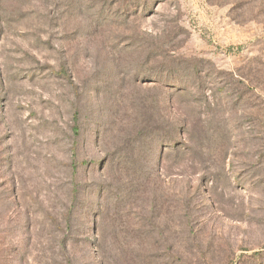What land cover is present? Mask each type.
Wrapping results in <instances>:
<instances>
[{"label":"rangeland","instance_id":"obj_1","mask_svg":"<svg viewBox=\"0 0 264 264\" xmlns=\"http://www.w3.org/2000/svg\"><path fill=\"white\" fill-rule=\"evenodd\" d=\"M117 1L0 0V264H264V0Z\"/></svg>","mask_w":264,"mask_h":264},{"label":"trees","instance_id":"obj_2","mask_svg":"<svg viewBox=\"0 0 264 264\" xmlns=\"http://www.w3.org/2000/svg\"><path fill=\"white\" fill-rule=\"evenodd\" d=\"M115 4L116 5L120 4L121 6L125 5L120 0H119V2L117 1ZM133 14H136V13L133 12ZM159 94H161L160 98L155 97V100H154V102H155L154 105L158 108L157 114L161 113L160 108H159L160 102L166 103L165 101H161L163 95H165V98H166V94L164 92L159 93ZM174 131H175L174 128H169V134H167V136L170 135L171 133H174ZM135 143L136 142H135V137H134L130 144L134 145ZM113 158L114 157H111L110 155H108L106 162L108 161V164L109 163L112 164ZM144 161H145V155H143L141 151H139V150L137 151L136 147H135L133 149V154L124 156L122 159H120V162L117 163L119 166V170H118L119 175L117 177L120 179L122 178L123 181L128 182L130 185H132V182H133L135 187H137V189H138V191L136 193L141 192L139 194H145V196H146V195L150 194L149 186L150 185L152 186V179L150 178L149 174L147 175L145 170L141 169V163H144ZM146 163H147V160H146ZM129 164H130V167H129ZM132 164L134 165V167L131 166ZM72 192H73V190H72Z\"/></svg>","mask_w":264,"mask_h":264}]
</instances>
